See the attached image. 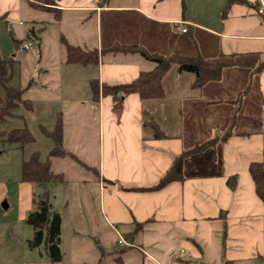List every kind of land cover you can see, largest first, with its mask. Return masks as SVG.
Wrapping results in <instances>:
<instances>
[{
	"label": "crops",
	"instance_id": "0c3cea01",
	"mask_svg": "<svg viewBox=\"0 0 264 264\" xmlns=\"http://www.w3.org/2000/svg\"><path fill=\"white\" fill-rule=\"evenodd\" d=\"M27 41L32 47L20 50ZM115 45L230 65L218 80L196 86L193 73L172 63L162 97L141 99L133 88L113 97L101 94L103 83H128L154 67L135 50H111ZM67 46L96 60L69 62ZM0 56L7 84L21 88L32 106L19 105L0 124L17 117L30 129L32 117L46 137L42 130L60 120L63 153L50 154L48 137L43 154L32 153L54 172L53 157L77 159L67 141L74 139L83 158L93 153L97 167H87L99 181V213L129 243L125 251L141 255L140 264H264V203L249 173L252 162L264 168V65L256 71L264 62V0H0ZM87 103L98 108L88 151L85 130L68 123ZM210 138L184 160L180 179L155 186L177 156ZM20 175L19 185L27 182ZM7 185L13 181L0 183L4 209ZM94 223L98 230L97 217ZM88 231L106 253L98 231Z\"/></svg>",
	"mask_w": 264,
	"mask_h": 264
},
{
	"label": "rangeland",
	"instance_id": "374dc122",
	"mask_svg": "<svg viewBox=\"0 0 264 264\" xmlns=\"http://www.w3.org/2000/svg\"><path fill=\"white\" fill-rule=\"evenodd\" d=\"M70 115L69 128L85 130L88 144L83 145L88 151L90 142L96 137L97 105L87 103ZM21 123L17 117L8 118L0 124V130L5 133L19 127ZM26 124L34 133V142L22 146L0 140V183H6L8 179L13 181V185H7L10 207L4 209L2 204H7L8 201L4 197L0 200V264H52L42 246H28L27 240L32 238L34 230L24 221L27 213L34 208V202L46 192L51 209L58 211L63 221L59 243L62 256L60 261L53 264H115L110 250L128 249L129 243L118 245L117 235L104 223L99 213V181L96 170L87 167L95 161L93 153L83 158L80 156V150H76L74 139L71 143L67 141L64 147L76 153L77 159L65 156L53 157L51 160L53 169L61 173L66 180L64 184H45L46 188L27 182L19 185L21 157H28L36 149L43 154L44 147L47 146L45 141H49L38 130L32 117L28 118ZM93 165L97 167L96 163ZM82 215L86 218L87 225L83 223ZM95 217L99 221L98 230L95 229ZM86 231H98L99 243L106 253L103 254L97 249L95 238L86 235ZM129 250L132 251V248ZM131 251L121 254L124 264H140L141 255Z\"/></svg>",
	"mask_w": 264,
	"mask_h": 264
},
{
	"label": "trees",
	"instance_id": "16d2710c",
	"mask_svg": "<svg viewBox=\"0 0 264 264\" xmlns=\"http://www.w3.org/2000/svg\"><path fill=\"white\" fill-rule=\"evenodd\" d=\"M36 2H46L47 0H34ZM231 1V0H230ZM113 51H137L143 57L151 60L154 67L148 71H141L139 75L128 83L106 84L101 85V94H110L117 97L125 93L129 89H136L141 99L160 98L163 95L161 86V79L165 72L169 69L172 63H176L178 70H185L194 74V85L201 86L207 81L218 80L221 76L222 69L230 63L223 60L209 61L201 57L182 58L173 55H156L146 52L137 46H112ZM66 60L69 62L80 61L88 63L95 61L89 53L83 52L72 46L66 47ZM235 64V63H233ZM7 61L0 56V85L4 88V94L0 97V122L6 117L13 114L16 107L23 105L26 111L31 110V103L22 98V89L18 87H11L8 82ZM264 65L260 63L256 71ZM91 90L94 98H98L99 85L98 82L92 81ZM44 135L51 139L52 147L50 154H62V122H56L53 130L48 131L43 129ZM34 135L27 127L12 128L3 133L0 131V140L9 143H17L26 145L34 141ZM215 141V138L202 142L191 149L184 151L177 156L173 161L171 167L164 174V176L155 185L159 187L173 179L181 178V168L184 160L188 155L194 154L197 151L204 149ZM21 175L22 181H27L33 184L44 185L46 183L63 182L64 177L60 173L52 170L49 160H41L37 153H31L28 157L22 158L21 161ZM249 173L254 183V189L258 197L264 203V168L260 162H252L249 164ZM230 183V180H228ZM231 184V183H230ZM34 208L30 210L24 221L31 225L34 232L32 238L27 240L30 248L42 246L49 258L50 263L61 260V251L59 247L61 234V215L58 211L52 210L48 200V194L43 193L34 202ZM126 249L114 251L112 260L115 264H124L121 254Z\"/></svg>",
	"mask_w": 264,
	"mask_h": 264
},
{
	"label": "built area",
	"instance_id": "2783aa9c",
	"mask_svg": "<svg viewBox=\"0 0 264 264\" xmlns=\"http://www.w3.org/2000/svg\"><path fill=\"white\" fill-rule=\"evenodd\" d=\"M181 30H182V32H185L186 31V27L183 26L181 28ZM31 47H32V43L30 41H27V42H24V43L20 44L19 49L20 50H28ZM117 244L120 245V246H124V245L127 244V242L123 238L120 237L117 240Z\"/></svg>",
	"mask_w": 264,
	"mask_h": 264
},
{
	"label": "water",
	"instance_id": "95a60500",
	"mask_svg": "<svg viewBox=\"0 0 264 264\" xmlns=\"http://www.w3.org/2000/svg\"><path fill=\"white\" fill-rule=\"evenodd\" d=\"M2 207H3V208H5V207H6V204H5V203H3V204H2Z\"/></svg>",
	"mask_w": 264,
	"mask_h": 264
}]
</instances>
